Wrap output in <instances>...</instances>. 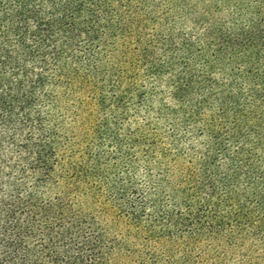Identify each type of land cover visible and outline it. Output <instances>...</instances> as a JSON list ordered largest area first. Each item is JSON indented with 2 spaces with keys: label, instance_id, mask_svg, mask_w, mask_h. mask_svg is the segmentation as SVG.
<instances>
[{
  "label": "trees",
  "instance_id": "1",
  "mask_svg": "<svg viewBox=\"0 0 264 264\" xmlns=\"http://www.w3.org/2000/svg\"><path fill=\"white\" fill-rule=\"evenodd\" d=\"M0 264H264V0H0Z\"/></svg>",
  "mask_w": 264,
  "mask_h": 264
}]
</instances>
